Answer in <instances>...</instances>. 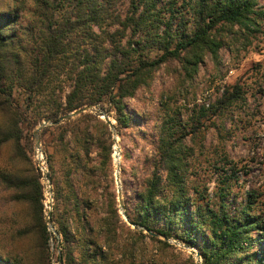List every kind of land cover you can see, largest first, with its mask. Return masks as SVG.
<instances>
[{
	"label": "trees",
	"instance_id": "obj_1",
	"mask_svg": "<svg viewBox=\"0 0 264 264\" xmlns=\"http://www.w3.org/2000/svg\"><path fill=\"white\" fill-rule=\"evenodd\" d=\"M263 21L258 0H0V264H51L48 222L58 264H137L136 241L146 239L160 252L173 251L168 240L196 249L200 264H264L259 195L231 196L223 150L209 177L199 161L207 132L226 130L246 91L236 81L188 109L185 89L207 61L220 66L221 51L236 56L264 36ZM162 68L175 86L159 95L154 120L129 112L127 100L150 92ZM87 106L111 116L133 147L123 160L139 141L149 147L121 170L132 181L123 211L139 230L119 215L112 133L90 112L39 132L49 137L47 220L33 133Z\"/></svg>",
	"mask_w": 264,
	"mask_h": 264
},
{
	"label": "rangeland",
	"instance_id": "obj_2",
	"mask_svg": "<svg viewBox=\"0 0 264 264\" xmlns=\"http://www.w3.org/2000/svg\"><path fill=\"white\" fill-rule=\"evenodd\" d=\"M258 7L264 11V0H258ZM262 29L264 31V21ZM220 56L221 64L217 69L213 68L207 61V69L202 68L195 81L191 85L185 86L186 97L189 101L187 108L191 109L195 104L213 102L219 97L226 86L232 85L236 81L240 82L246 91V104L241 110L229 116L225 122L226 130L221 132V135H218L217 131L213 128L205 135V156L199 157L201 176L209 177L210 171H212L209 161L212 158L217 159L214 156L215 151L219 153L223 150L231 162L229 169L232 170L228 171L227 175L234 174L233 181H231V196H236L237 201H239L243 193L249 190L256 191L259 195L257 210L259 213L264 214V36H258L246 51L240 52L236 56L227 51H221ZM174 78V75L169 70L162 68L156 73L150 92H140L136 99L127 100L128 111L145 116L149 115L152 118L151 121H153L158 106L159 95L164 89L173 87L175 84ZM109 120L115 125V121L111 116H109ZM152 125L153 123L149 122L148 129L151 130ZM116 138V145L113 143L111 155L113 188L116 195L114 173L118 166L123 204L131 194L132 181L127 175L123 176L121 170L130 166L140 152L143 154L150 150L143 142L139 141L138 146L132 150L133 160L125 161L122 158V150L133 147L129 142L121 141L117 135ZM48 141V135L43 140L40 139V152H37L33 136L32 160L34 165L44 172V176L42 175L41 179L43 188H45L46 182L49 180L44 154L47 150ZM117 149L119 153H117ZM115 154L118 157V163L114 160ZM208 186L209 192H212L214 184L209 183ZM119 215L122 218L120 213ZM48 226H51L55 230L50 222H48ZM55 239L57 237L51 234L49 240L51 264H58L56 261L58 243ZM122 241L134 245L133 241L136 240L134 237L123 235ZM170 241H174L178 245L170 244L174 249L168 252H160L158 247L147 239L140 244L136 241L137 246H135L133 254L135 262L137 264L141 262L144 264H188L189 260H192L196 264L198 260L194 254V252H197L196 249L189 247L187 249L182 243L175 240Z\"/></svg>",
	"mask_w": 264,
	"mask_h": 264
},
{
	"label": "water",
	"instance_id": "obj_3",
	"mask_svg": "<svg viewBox=\"0 0 264 264\" xmlns=\"http://www.w3.org/2000/svg\"><path fill=\"white\" fill-rule=\"evenodd\" d=\"M86 112H90V113L96 114L100 119L104 120V121L108 124L109 129H110V131H111V133H112V139H113V142H114V144L116 145V140H117V138H116L115 127H114L113 123L110 122L109 117L107 116V114H106L105 112L101 111V110H100L98 107H96V106H87V107H84V108H82V109H80V110H78V111H75V112H73V113H71V114H68V115H66V116H64V117H62V118H60V119H59L57 122H55V123L50 122V121H45V122L41 123V124L37 127V129L35 130L34 135H33V136H34V141H35V150H36L37 152H40V151H39V148H40L39 132L41 131V129H43V128L46 127V126H52V125L59 124V123L65 121V120H67V119H69V118H74V117L78 116L79 114L86 113ZM115 151H116V150H115ZM117 153H119V150H118V149H117ZM46 172H47V171H46ZM114 178H115V182H116V197H117V202H118L119 213L121 214L123 220L126 222V224H127L128 226H130L132 229H137V230H139V229H140L139 227H137V226H135V225H133V224H131V223L129 222V220L127 219V217L125 216L124 211H123V204H122V189H121V184H120V181H119L120 176H119V167H118V166H117V169H116V171H115V173H114ZM47 182H48V184H49V180H47ZM49 186H50V184H49ZM50 196H51V202H52V192H51V190H50ZM46 217H47V219H48V214L46 215ZM47 226H48V225H47ZM48 231H49L51 234H53L54 236L57 237V233L55 232V230H54L51 226H48ZM167 242H168L169 244H172V245H173V244H177L176 242H174V241H170V240H168ZM177 245H178V244H177ZM184 247L188 249L187 246H184ZM194 254H195L196 258L198 259V260L196 261V264H200V262H201V261H200V255H199L197 252H194Z\"/></svg>",
	"mask_w": 264,
	"mask_h": 264
},
{
	"label": "built area",
	"instance_id": "obj_4",
	"mask_svg": "<svg viewBox=\"0 0 264 264\" xmlns=\"http://www.w3.org/2000/svg\"><path fill=\"white\" fill-rule=\"evenodd\" d=\"M42 172V175L44 176V172L42 169H40ZM46 186L44 188V197H45V201H44V208H45V214L47 215L50 211H51V196H50V186L49 184L46 182Z\"/></svg>",
	"mask_w": 264,
	"mask_h": 264
},
{
	"label": "bare ground",
	"instance_id": "obj_5",
	"mask_svg": "<svg viewBox=\"0 0 264 264\" xmlns=\"http://www.w3.org/2000/svg\"><path fill=\"white\" fill-rule=\"evenodd\" d=\"M114 160H115L116 163H118V157H117L116 154H115V159Z\"/></svg>",
	"mask_w": 264,
	"mask_h": 264
}]
</instances>
